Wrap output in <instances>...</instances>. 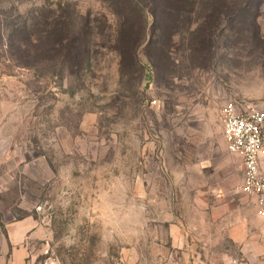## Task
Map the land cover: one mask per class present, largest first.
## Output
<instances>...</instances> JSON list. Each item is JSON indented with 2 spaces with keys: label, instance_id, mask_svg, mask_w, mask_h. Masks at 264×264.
I'll use <instances>...</instances> for the list:
<instances>
[{
  "label": "rangeland",
  "instance_id": "rangeland-1",
  "mask_svg": "<svg viewBox=\"0 0 264 264\" xmlns=\"http://www.w3.org/2000/svg\"><path fill=\"white\" fill-rule=\"evenodd\" d=\"M203 2L202 14L220 4ZM61 12L91 60L75 74L19 66L9 34ZM120 22L108 0H0V200L39 222L36 264H130L142 229L243 194L223 111L264 106V2L255 25L227 19L215 41L211 20L176 37L175 65L156 50L153 64L145 44L123 64Z\"/></svg>",
  "mask_w": 264,
  "mask_h": 264
},
{
  "label": "trees",
  "instance_id": "trees-1",
  "mask_svg": "<svg viewBox=\"0 0 264 264\" xmlns=\"http://www.w3.org/2000/svg\"><path fill=\"white\" fill-rule=\"evenodd\" d=\"M121 19L118 27L117 46L121 61L132 60L138 66V51L144 44L150 61L154 64L153 50L165 55L175 65L176 37L186 32L200 31L210 24L208 36L216 37L220 23L227 19L237 24H256L259 9L264 0H219L220 4L202 14L207 0H108ZM216 2V1H215ZM207 8V7H206ZM61 11L62 6L59 8ZM45 16V15H44ZM36 16H34L35 18ZM151 18V21L150 19ZM30 25L13 29L8 46L13 48V60L19 66L32 68L40 61L55 62L60 68H69L75 74V66L82 67L91 60V38L70 30V21L59 13L45 16ZM205 23V24H204ZM26 33V37L21 34ZM0 38L2 34L0 32ZM153 60V61H152ZM124 70V69H123Z\"/></svg>",
  "mask_w": 264,
  "mask_h": 264
},
{
  "label": "crops",
  "instance_id": "crops-1",
  "mask_svg": "<svg viewBox=\"0 0 264 264\" xmlns=\"http://www.w3.org/2000/svg\"><path fill=\"white\" fill-rule=\"evenodd\" d=\"M217 197L215 208L200 211L198 217L171 215L161 221L159 232L142 229L134 255L127 250L129 263L264 264V219L257 214L256 199L239 193ZM39 230L30 212L16 217L0 200V264H36ZM148 239L153 240L150 246Z\"/></svg>",
  "mask_w": 264,
  "mask_h": 264
},
{
  "label": "built area",
  "instance_id": "built-area-1",
  "mask_svg": "<svg viewBox=\"0 0 264 264\" xmlns=\"http://www.w3.org/2000/svg\"><path fill=\"white\" fill-rule=\"evenodd\" d=\"M156 104V100L152 101ZM224 138L229 152L241 157L240 190L256 199L257 214L264 219V106L229 103L223 111Z\"/></svg>",
  "mask_w": 264,
  "mask_h": 264
},
{
  "label": "water",
  "instance_id": "water-1",
  "mask_svg": "<svg viewBox=\"0 0 264 264\" xmlns=\"http://www.w3.org/2000/svg\"><path fill=\"white\" fill-rule=\"evenodd\" d=\"M151 80H152V79H150V81L146 84V88H148V86L150 85Z\"/></svg>",
  "mask_w": 264,
  "mask_h": 264
}]
</instances>
